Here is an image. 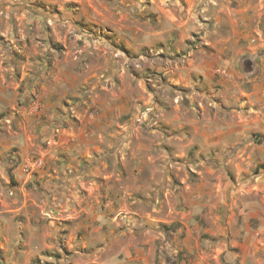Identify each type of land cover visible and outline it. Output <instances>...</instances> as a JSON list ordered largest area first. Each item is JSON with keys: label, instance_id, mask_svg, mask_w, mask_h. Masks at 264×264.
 I'll use <instances>...</instances> for the list:
<instances>
[{"label": "rangeland", "instance_id": "obj_1", "mask_svg": "<svg viewBox=\"0 0 264 264\" xmlns=\"http://www.w3.org/2000/svg\"><path fill=\"white\" fill-rule=\"evenodd\" d=\"M250 8L259 50L264 0H0V264H264Z\"/></svg>", "mask_w": 264, "mask_h": 264}, {"label": "crops", "instance_id": "obj_2", "mask_svg": "<svg viewBox=\"0 0 264 264\" xmlns=\"http://www.w3.org/2000/svg\"><path fill=\"white\" fill-rule=\"evenodd\" d=\"M253 9L245 10L243 12H235L234 19L236 15H239L236 23L231 22V29L233 31V37L221 40L215 44V58L216 63L223 66L228 72V81L226 93L231 96H237V101L239 102V109H244V105L247 106H259L261 109L259 111H254V113L264 112V48L257 50L256 44L253 40ZM250 11V12H248ZM237 18V17H236ZM241 26L242 28H239ZM250 63L253 66V71H255L256 77H259V84L252 86L248 89H242L240 85H237L239 79L246 81L248 74L244 69L245 63ZM250 74V75H251ZM237 79V82H235ZM230 99L233 98H228ZM234 104V103H233ZM257 110V109H255ZM260 115V114H258ZM251 114L245 113L238 126H241L239 134L245 133L247 128L256 127L261 128V132L264 135V115L256 118L255 120L249 121L247 119ZM228 127L232 126L227 124ZM233 129L227 131V135L232 136Z\"/></svg>", "mask_w": 264, "mask_h": 264}]
</instances>
